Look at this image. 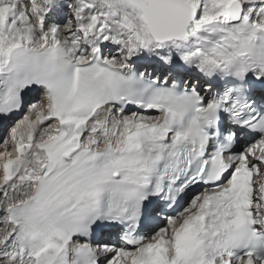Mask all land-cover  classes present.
I'll return each instance as SVG.
<instances>
[{
    "label": "snow or ice",
    "instance_id": "obj_1",
    "mask_svg": "<svg viewBox=\"0 0 264 264\" xmlns=\"http://www.w3.org/2000/svg\"><path fill=\"white\" fill-rule=\"evenodd\" d=\"M0 149V264H264V0H0Z\"/></svg>",
    "mask_w": 264,
    "mask_h": 264
},
{
    "label": "bare ground",
    "instance_id": "obj_2",
    "mask_svg": "<svg viewBox=\"0 0 264 264\" xmlns=\"http://www.w3.org/2000/svg\"><path fill=\"white\" fill-rule=\"evenodd\" d=\"M0 150H2V149H0Z\"/></svg>",
    "mask_w": 264,
    "mask_h": 264
}]
</instances>
